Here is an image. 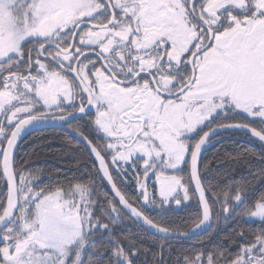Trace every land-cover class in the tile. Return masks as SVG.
Returning <instances> with one entry per match:
<instances>
[{"label": "snow or ice", "instance_id": "snow-or-ice-1", "mask_svg": "<svg viewBox=\"0 0 264 264\" xmlns=\"http://www.w3.org/2000/svg\"><path fill=\"white\" fill-rule=\"evenodd\" d=\"M0 264H264V0H0Z\"/></svg>", "mask_w": 264, "mask_h": 264}, {"label": "trees", "instance_id": "trees-1", "mask_svg": "<svg viewBox=\"0 0 264 264\" xmlns=\"http://www.w3.org/2000/svg\"><path fill=\"white\" fill-rule=\"evenodd\" d=\"M38 135H39V134H38ZM32 143H35V140L30 139V143H29V145L26 147V149L29 148L30 145H31ZM40 162H41V164H43V162H44V153H43V152L40 153ZM49 163H51L50 160H49Z\"/></svg>", "mask_w": 264, "mask_h": 264}, {"label": "flooded vegetation", "instance_id": "flooded-vegetation-1", "mask_svg": "<svg viewBox=\"0 0 264 264\" xmlns=\"http://www.w3.org/2000/svg\"><path fill=\"white\" fill-rule=\"evenodd\" d=\"M38 134H40V133H36L35 135H38ZM30 135H32V134L30 133ZM29 143H30V139H28L27 143L23 144L22 147H23L24 149H26V147L29 145ZM211 147H215V143H214Z\"/></svg>", "mask_w": 264, "mask_h": 264}]
</instances>
